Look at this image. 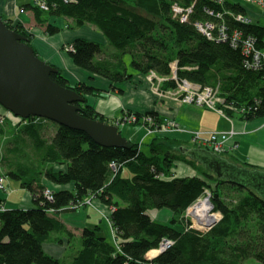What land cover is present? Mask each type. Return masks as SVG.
<instances>
[{"label":"trees","instance_id":"16d2710c","mask_svg":"<svg viewBox=\"0 0 264 264\" xmlns=\"http://www.w3.org/2000/svg\"><path fill=\"white\" fill-rule=\"evenodd\" d=\"M43 1L47 9L34 3L29 6L44 34L60 32L62 27L52 19L63 18L70 21H66V28L86 24L95 27L114 49L111 57L115 62L95 59L103 50V44L96 40L77 36L66 43L71 45V61L88 72L85 80L73 83L51 63L58 70L51 72L50 78L83 97V102L76 103L80 115L107 124L114 123L118 116L134 113L139 118L152 117L153 127H159L165 118L154 109L143 113L122 111L110 117L98 112L89 101L108 91L91 82L95 75L109 81V89L121 92L117 83L127 82L138 72L165 78L162 88H176L182 79L202 87L218 85L222 98L218 109L226 117L249 120L264 115V66L245 64L251 60L250 55L242 53L241 44L233 47L229 42L238 31L241 38L253 37L255 48L264 49V26L235 19L236 14L249 15L248 5L238 0ZM173 5L182 11L190 7L187 20L174 16ZM2 20L23 34L33 52L43 59L36 52L33 32L9 17ZM196 22L215 23L211 37L200 32ZM223 22L229 38L221 41L218 25ZM126 55L128 63L122 59ZM173 72L176 79L171 77ZM43 122V118L32 115L20 117L15 124L0 122V133L10 123L27 135L35 132L38 147L33 151L41 160L31 178H22L12 169L7 172L29 191L33 206L0 210V264H242L248 258L264 264V168L226 160L225 153H213L207 146L182 141L167 132L153 133L144 150L142 144L119 130L127 123H118V130L129 140V147L117 148L103 147L82 131L54 121L55 132L46 139L41 135ZM129 124L142 125L137 121ZM178 162L191 167L193 173L174 176ZM124 168L129 175L122 174ZM44 177L60 188L43 184ZM45 189H50L52 198L44 193ZM230 189L238 193L236 200L226 196ZM205 190L222 216L203 232L189 227L183 214ZM89 197L108 208L114 239L102 233V223L85 225L79 233L80 247L75 249L71 243L73 233L57 213ZM155 209H167L171 216L166 222L153 220L150 211ZM54 235L58 236L54 239L57 244L62 236L70 240L71 248L63 257L47 254L42 247ZM162 239H170L173 244L150 257L148 252L155 250Z\"/></svg>","mask_w":264,"mask_h":264},{"label":"crops","instance_id":"0c3cea01","mask_svg":"<svg viewBox=\"0 0 264 264\" xmlns=\"http://www.w3.org/2000/svg\"><path fill=\"white\" fill-rule=\"evenodd\" d=\"M33 3L34 0H0V16L2 18L9 17L15 22L18 21L23 23L25 27L33 29V34H35L38 32L40 26L36 24L32 11L33 9L29 6V4L33 5ZM256 8V6H252L251 8L255 13L251 20L264 26V12ZM52 20H55L56 25L62 28L60 32L47 35L45 38H41L39 33L35 34L33 43L36 52H38L46 62L52 63L60 68L62 72L65 73L70 83L85 80L88 72L80 69L71 61L68 53L60 49L62 44L70 43L73 38L77 36L96 40L102 43L103 47L108 44L103 41L101 33L94 29L95 27L83 25L81 27L71 26L70 28H66L65 23H67L66 21L70 23L69 20H64L63 18ZM108 53L110 55L113 54L114 49L111 52L108 51ZM103 56L102 54H97L95 59H108ZM146 78L147 76L145 74L138 72L132 79L127 80V82L117 83V86L122 90L118 92L109 89V81L95 75L91 82L102 89L107 87L108 91L102 92L95 97H90L89 101L95 104V109L105 116L117 117L122 111L129 110L143 113L146 110L154 109L163 118L173 119L178 123L180 128H185L189 131L209 130L227 132L233 130L235 134L231 138H228V140H224L225 147L227 148L222 152L225 153L223 158L226 160L230 159L236 163L240 161L248 162L250 165L252 164L264 168V115L249 120L240 119V117L237 116L226 117L217 110L214 111L206 107L188 105L184 102L182 103L178 98L172 95L157 93L158 91L154 88L152 81ZM12 123L5 125V131L0 133V147L3 151H0V173L1 175L4 174L5 184L8 189V193H5L2 189L0 190V202H2L7 209H12L13 207H32V195L25 187L21 186L20 180L10 178L7 172L12 169L14 172L23 175L22 178H31L33 175H36L34 168L39 166L41 161L38 156H35L33 151V148L38 147V142L35 140L37 134L31 131V133L27 135L16 126H13ZM48 128H50V130L52 129L53 133L55 132V127H49L46 122H43V130L41 131L42 136L43 132ZM142 130L143 128L137 125L126 124L122 126L124 135L129 139H133L145 145L154 135L148 137L144 133V130L143 132ZM169 135L193 144L191 133L177 131ZM51 136L49 139H51ZM144 139L146 141H144ZM144 150H147V148ZM178 164H180V166L176 168L174 176L178 175L177 169L180 170L181 174L185 173L184 168L187 169V165H181L179 162ZM189 169L190 171L188 174H192L193 170H191V168ZM126 175H129L127 171ZM41 182L43 184L45 183L49 188H60L59 185L53 184L45 177ZM67 186L69 187V184ZM95 203L98 208L102 205V203L94 201V206ZM79 209L77 211L57 213L62 223L66 226V229L73 233L71 243L75 237H79L81 227L102 223L98 212H96L93 207L89 206L85 211ZM152 211H156V209L151 210L150 215ZM157 213L164 216V222L171 216L170 212H167L165 216L161 210H157ZM103 224L104 223H102V225ZM55 238H58V236L54 235L48 239L43 243L42 247H44L47 254L49 253L56 258L63 257L71 248L70 240L68 241L67 237L62 236L61 243L57 244L54 242ZM47 248H49L50 251ZM249 264L259 263L255 261L249 262Z\"/></svg>","mask_w":264,"mask_h":264},{"label":"water","instance_id":"95a60500","mask_svg":"<svg viewBox=\"0 0 264 264\" xmlns=\"http://www.w3.org/2000/svg\"><path fill=\"white\" fill-rule=\"evenodd\" d=\"M27 38L6 26L0 16V105L16 117H44L79 130L103 147H129L118 127L84 117L76 103L84 101L74 89L50 78L57 68L38 57ZM217 170L221 166L217 165ZM210 228V227H209Z\"/></svg>","mask_w":264,"mask_h":264},{"label":"built area","instance_id":"2783aa9c","mask_svg":"<svg viewBox=\"0 0 264 264\" xmlns=\"http://www.w3.org/2000/svg\"><path fill=\"white\" fill-rule=\"evenodd\" d=\"M218 3H222V1L224 0H215ZM240 2V4H246V5H252V6H258L260 9H262V11L264 12V0H238ZM34 4H36V6H39L42 9H47L45 2L43 0H34ZM173 13H181L183 14L184 11H182V8L177 6V5H173L172 7ZM188 11H191L190 7L188 9H186ZM185 10V11H186ZM190 13V12H189ZM189 13L187 14V16L185 15L182 20H187V17L189 15ZM212 13V11L210 12ZM216 16L219 18V20H223L222 18V14L220 12L216 13ZM222 18V19H221ZM235 19L240 20V21H247V22H251V18L249 15H241V14H236L235 15ZM219 28V37L218 39L223 41V40H227L228 37V32H227V28H226V24L223 22L222 24L218 25ZM196 27L198 28V30L200 32H202L203 34H206L208 37H211V31L212 29L215 27V23H197L196 22ZM255 40L253 39V37L251 36H247L245 38H241V33L238 31H234V33L232 34V36L229 38V42L231 43V45L233 47L241 44L242 45V53L245 55H250V61L246 60L245 64H247L250 67L256 68L257 66H264V49H258L255 48ZM66 48V47H65ZM69 50H71V45H69L68 47ZM173 78H175V75L173 76ZM176 79V78H175ZM177 88L179 89V95H180V101L186 104H190V105H195V106H200V107H206L208 109H212L214 111H219L218 109V103H220L222 101V98H220L218 96V91H219V87L218 85L215 86H206L204 85V87L200 86L197 83H191L189 81H187L186 79H182L181 81H177L176 83ZM7 113H10L13 115V113L9 110V111H5L4 114L0 115V122H4L5 120H7ZM14 120L15 121H20V117H16L15 115H13ZM10 118V117H9ZM13 121V122H15ZM138 122V123H142L147 125L146 126V130L148 131V133L151 130V126L153 124H155L154 120L152 119V117L150 118L149 116L143 115L140 118L135 115L134 113H129L127 115H124L123 117L118 116V118L115 119L114 121V125H119L118 123H133V122ZM154 128V127H152ZM154 131H159V133L162 132H173V131H181V132H188L191 133V138H192V142L193 143H197L200 146L203 147H209V149L211 151H213L214 153H222L226 150L227 147H225V143L224 140H228V138H231L235 132L233 130L227 131V132H221V131H201V130H195V131H189L187 129H182L179 127L178 123L175 122L173 119H164L162 121V124L159 125V127L155 128L153 130ZM151 134V133H150ZM112 167L114 166V163H111ZM3 190L6 192L7 187L5 184V177L3 175H0V190ZM207 190H205L206 192ZM44 193H46V195L48 196V198H52V193H50V189H45ZM200 197V196H199ZM201 200L207 201L206 205L208 206V215L210 214L211 216H214L216 218V221L211 224L210 223H206L203 219H198L195 214L193 213L194 208L196 205H198V203L201 202ZM202 201V202H204ZM201 202V203H202ZM195 203V204H194ZM193 204V205H192ZM192 204H190L189 206H187L186 210L184 213H186V215L184 214V219L187 221L189 227L195 228V229H209V227L213 226L215 223H217L218 221H220V217H221V213L217 210H215V208L210 204L209 199H203V198H198L195 202H193ZM192 205V206H191ZM0 210H5L3 203L0 205ZM173 244V242L170 239H162L160 241L159 246L153 250L156 251L155 254H157V252H161L164 249H167V247L171 246ZM151 257V256H150ZM154 257V256H153Z\"/></svg>","mask_w":264,"mask_h":264},{"label":"rangeland","instance_id":"374dc122","mask_svg":"<svg viewBox=\"0 0 264 264\" xmlns=\"http://www.w3.org/2000/svg\"><path fill=\"white\" fill-rule=\"evenodd\" d=\"M192 5H194L195 4V2L193 1L192 3H191ZM254 7V6H253ZM257 8H259L258 6H256ZM252 8V5H249L248 6V8H247V10H248V14H249V16H250V18L252 19L253 18V15H255V13H254V11L251 9ZM256 8V9H257ZM260 9V8H259ZM262 10V9H261ZM190 11H188V10H186V11H184L183 12V14H181V13H173L174 14V16L175 17H180V19L182 20V18L186 15L187 16V14L189 13ZM190 14V13H189ZM188 18V17H187ZM183 21V20H182ZM86 26H89L88 24H86ZM91 27H93V26H91ZM39 30H38V32H34L35 34H40V36H41V38H45L47 35L46 34H44V30L42 29V28H38ZM95 29V28H94ZM25 30H28V31H31V32H33L34 30L33 29H31L30 27H26L25 28ZM34 34V35H35ZM49 35H51V34H49ZM107 43V42H106ZM108 44V43H107ZM66 47V48H65ZM68 47H69V45H66V44H62V47L60 48L61 50H63L64 52H69L70 50L68 49ZM107 48V49H106ZM102 52L100 53V55L102 54V56L103 57H106V58H108L109 60H112V61H114L115 62V60L111 57V55L108 53V51L109 52H111L112 50H113V48H111V46L108 44L107 46L106 45H104V47H102ZM122 59H123V61L125 62V63H128L129 62V60H130V58L128 57V55H126V56H122ZM146 76H147V78L146 79H150L151 81H152V84H154V88H156V90L158 91L157 93H164V94H168V95H172V96H174V97H176V98H178L179 100H180V93H179V89L177 88V86H176V88H162V83H163V81L165 80V78H163V77H157L156 75H154V74H152V73H149V74H145ZM175 75V73L173 72L172 74H171V77L173 78V76ZM219 96V95H218ZM188 105H190V104H188ZM193 106V105H192ZM0 110L2 111V112H4L5 113V111H6V109H4L1 105H0ZM7 117V120L8 121H15L14 120V118H12V117H14L12 114H10V113H7V115H6ZM10 117V118H9ZM44 120H45V122L49 125V127H52L53 128V125H55V123L54 122H52V121H50V120H48V119H46V118H44V117H42ZM17 121H15L14 122V124L16 123ZM134 123V122H133ZM138 124H140V123H138ZM138 126V125H137ZM146 126L147 125H145V124H142V125H140V127H142L143 128V130H144V133L148 136V137H151V135H153V133H159V131H154L153 132V130L155 129V128H152L153 127V125L151 126V130H150V132L148 133V131L146 130ZM121 129H122V126H119V130L121 131ZM143 130H142V132H143ZM173 132H176V131H173ZM173 132H169V133H171V134H173ZM122 134H124V131H122L121 132ZM151 133V134H150ZM53 134V130L51 129L50 130V128H48V129H46V131H44L43 132V137L44 138H46V139H48L51 135ZM142 141V140H141ZM144 141H146L145 139H144ZM144 145V144H143ZM3 146H4V143H3ZM144 149H146L147 148V146H145L144 145V147H143ZM0 151H2V148L0 147ZM3 152V151H2ZM1 158V157H0ZM0 161H1V159H0ZM1 163V162H0ZM182 165V164H181ZM175 168H174V171L176 170V168L178 167V166H180V164H178V163H176L175 165ZM188 166V165H187ZM186 166V168L187 169H185L184 168V170H185V173H183V174H181L180 173V170H178L177 169V174L178 175H186V174H188V172L190 171V169L189 168H191V167H187ZM192 170V169H191ZM126 169L124 168L123 169V174L124 175H126ZM0 175H1V173H0ZM3 176H4V174H3ZM5 192V191H4ZM5 193H8V189L6 190V192ZM226 196H228L229 197V199H230V197L232 198V200H236V198L239 196L238 195V193L237 192H235L234 190H227L226 191ZM199 198H203V199H209V202H210V204L213 206V204H212V201H211V197H210V192L209 191H204L202 194H201V196L199 197ZM94 201H96L95 199H93V197H89V198H86L84 201H83V203L82 204H78V205H75V206H71V207H69V208H67L66 210H63V211H60V212H68V211H77L79 208V210H83V211H85L86 209H87V207H89V206H91V207H93L95 210H96V212H98V214H99V216L101 217V219H102V223H104L103 225V228H102V233L103 234H105V235H107V234H109V237H110V239L112 240V239H114V234H113V229L111 228V225H110V223H108V215H109V210H108V208L107 207H105L103 204L98 208L97 206H96V203H95V206L97 207H95L94 206ZM202 201H204V200H201V202ZM98 202V201H97ZM99 203H101V202H99ZM195 204V203H194ZM193 205V204H192ZM191 205V206H192ZM4 206V205H3ZM4 209H7L6 208V206H4ZM161 211L165 214V216L167 215V212H169V210H164V209H161ZM60 212H58V213H60ZM221 213V212H220ZM185 215H186V213H184ZM184 214H183V216H184ZM151 216H152V218H153V220H157V221H161V222H164L163 221V219H164V216L163 215H159L158 213H157V210L156 211H152L151 212ZM221 216H222V214H221ZM221 218V217H220ZM167 221V220H166ZM197 230H201V231H203V232H206V231H208V230H210V228L209 229H201V228H199V229H197ZM106 232V233H105ZM108 236V235H107ZM72 246H74L75 247V249H77L78 247H80L79 246V237H75L73 240H72ZM49 251H50V249L49 248H47ZM154 253H156V251H153V250H151V251H149L148 252V254H149V256H151V257H153V256H157V254H159V252H157V254H155L154 255ZM256 260H254V259H252V258H248V259H245L244 260V262L242 263V264H249V262H255Z\"/></svg>","mask_w":264,"mask_h":264},{"label":"bare ground","instance_id":"6f19581e","mask_svg":"<svg viewBox=\"0 0 264 264\" xmlns=\"http://www.w3.org/2000/svg\"><path fill=\"white\" fill-rule=\"evenodd\" d=\"M207 201L200 202L198 205H196L194 208L193 213L195 216L199 219H203L206 223L213 224L216 221V218L214 216L208 215V206L206 205Z\"/></svg>","mask_w":264,"mask_h":264}]
</instances>
